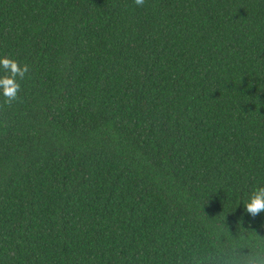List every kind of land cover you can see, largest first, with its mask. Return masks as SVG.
Instances as JSON below:
<instances>
[{
	"label": "trees",
	"instance_id": "1",
	"mask_svg": "<svg viewBox=\"0 0 264 264\" xmlns=\"http://www.w3.org/2000/svg\"><path fill=\"white\" fill-rule=\"evenodd\" d=\"M5 57L0 264L264 258V0H0Z\"/></svg>",
	"mask_w": 264,
	"mask_h": 264
},
{
	"label": "clouds",
	"instance_id": "2",
	"mask_svg": "<svg viewBox=\"0 0 264 264\" xmlns=\"http://www.w3.org/2000/svg\"><path fill=\"white\" fill-rule=\"evenodd\" d=\"M137 6H143L145 0H134ZM0 69L5 75L0 76V108L5 105L10 107L13 102L19 99L21 85L19 80H23L29 72L27 64L21 65L20 62L11 58H0ZM246 213H250L253 217L264 212V187H258L251 194L248 202L245 203ZM247 264H264V258L250 257Z\"/></svg>",
	"mask_w": 264,
	"mask_h": 264
}]
</instances>
